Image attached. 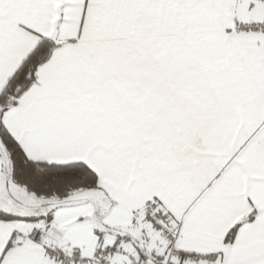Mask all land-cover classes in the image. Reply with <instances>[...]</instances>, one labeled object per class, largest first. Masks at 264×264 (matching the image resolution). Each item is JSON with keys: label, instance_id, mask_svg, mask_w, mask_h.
Masks as SVG:
<instances>
[{"label": "snow or ice", "instance_id": "1", "mask_svg": "<svg viewBox=\"0 0 264 264\" xmlns=\"http://www.w3.org/2000/svg\"><path fill=\"white\" fill-rule=\"evenodd\" d=\"M0 264H264V0H0Z\"/></svg>", "mask_w": 264, "mask_h": 264}]
</instances>
